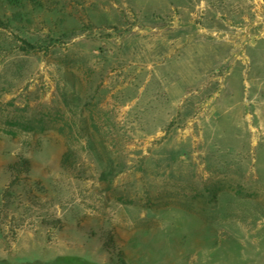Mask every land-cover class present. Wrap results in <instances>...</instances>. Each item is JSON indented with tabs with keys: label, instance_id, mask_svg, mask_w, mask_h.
Returning a JSON list of instances; mask_svg holds the SVG:
<instances>
[{
	"label": "rangeland",
	"instance_id": "rangeland-1",
	"mask_svg": "<svg viewBox=\"0 0 264 264\" xmlns=\"http://www.w3.org/2000/svg\"><path fill=\"white\" fill-rule=\"evenodd\" d=\"M50 9L22 22L0 0V253L264 264V0Z\"/></svg>",
	"mask_w": 264,
	"mask_h": 264
},
{
	"label": "trees",
	"instance_id": "trees-1",
	"mask_svg": "<svg viewBox=\"0 0 264 264\" xmlns=\"http://www.w3.org/2000/svg\"><path fill=\"white\" fill-rule=\"evenodd\" d=\"M60 0H5V3L7 5H9L12 9H14V11L17 13L18 17L20 18V21H24V22H28L29 18L28 16L34 12H40V11H45L47 13H52V10L50 9V5H56L58 4ZM27 5H29L31 7V10L29 11L30 14L28 12H26V7ZM22 22H16V24H22ZM89 22H91V19L89 18ZM52 27H49V36L52 35H58L57 38L55 39H50L49 41H53V43H58V41L60 40V38L62 36H65L66 30L63 28L59 30V23H54L52 24ZM92 26V23H91ZM48 27V26H47ZM22 43L24 44L25 47L32 49L33 45L36 43L37 45H40V42L36 41L31 42L30 38H21ZM85 106H87V104H85ZM63 134V132H61ZM93 132H87V138L90 144V149L91 151L95 154L96 158L98 159V161L101 164H107V167H105L102 171V175L105 176H113L116 173L121 171V166L120 164L118 165L117 163H114L113 160H111L110 158H106L103 156L102 153V149H103V145L97 143L96 138L94 137V133ZM101 147V148H100ZM75 157L74 152L71 149H67L62 157V164L65 165L67 162L69 163V161L71 159H73Z\"/></svg>",
	"mask_w": 264,
	"mask_h": 264
},
{
	"label": "crops",
	"instance_id": "crops-1",
	"mask_svg": "<svg viewBox=\"0 0 264 264\" xmlns=\"http://www.w3.org/2000/svg\"><path fill=\"white\" fill-rule=\"evenodd\" d=\"M260 123V127L262 126V120L260 119L259 121ZM0 264H25L22 259L19 260L18 263H10L8 262L7 258L2 254L0 253ZM26 264H29V263H26Z\"/></svg>",
	"mask_w": 264,
	"mask_h": 264
}]
</instances>
